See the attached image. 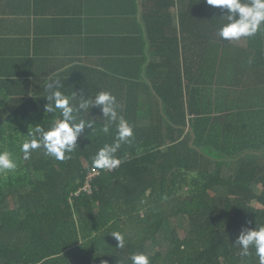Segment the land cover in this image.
Returning <instances> with one entry per match:
<instances>
[{"label": "trees", "instance_id": "1", "mask_svg": "<svg viewBox=\"0 0 264 264\" xmlns=\"http://www.w3.org/2000/svg\"><path fill=\"white\" fill-rule=\"evenodd\" d=\"M144 1L143 12L150 0ZM163 1L168 9L180 0H168V7ZM181 1L187 13L177 7L178 30L168 14L160 20L144 14L149 52L158 49L145 66L150 85L80 70L59 79L69 97L72 90L116 97L134 137L116 153L122 163L112 171L92 165L115 137V125L99 131L100 120L95 133L86 129L78 138L71 159L37 149L20 163L29 126L47 130L60 114L45 112L50 80L0 71V150L19 164L0 175V264H131L133 253L151 264H258L254 249L243 257L234 243L242 229L264 225V87L236 109L213 105L220 94L246 102L248 86L234 69L244 64L218 60L216 52L229 49L219 36L211 41L226 22L222 10L205 0ZM258 34L261 42L248 49L264 54V29ZM100 114L92 108L89 118ZM92 171L98 175L88 180ZM113 232L123 235V248Z\"/></svg>", "mask_w": 264, "mask_h": 264}, {"label": "crops", "instance_id": "2", "mask_svg": "<svg viewBox=\"0 0 264 264\" xmlns=\"http://www.w3.org/2000/svg\"><path fill=\"white\" fill-rule=\"evenodd\" d=\"M165 1L167 6L168 0L163 3ZM144 2L0 0V71L6 74L5 70L9 67L16 74L15 77L59 80L73 78L75 72L80 70L83 75H107L117 79L139 80L150 85L145 77V66L152 56L155 57L158 49L149 52L144 14L146 12L147 18L153 13V16H158V20L168 14L170 26L178 30L177 7L179 6L180 15H185L187 3L180 0L179 5L175 3L165 9L160 0H150L143 12ZM199 25L202 26L198 24L197 29H201ZM211 41L214 44L218 42V35ZM256 41H260L259 34L231 42L221 41L229 49L226 54L216 52L218 58L221 57L218 60L244 64L240 71L236 67L234 69L238 74H243L239 75L243 78L241 83L248 86L246 89L250 94L245 98L246 102L233 94H229L225 100L220 94L222 98L217 96L213 100L216 108L236 109L238 104L247 103L246 99L252 102L258 99L255 92L264 87L261 68L264 54L248 49V44L256 45ZM179 42L180 61L183 62L181 41ZM198 46L203 45L197 44ZM237 48L242 50L240 55L236 52ZM166 56L164 54V58ZM155 61L160 62V56ZM253 63L257 66H252Z\"/></svg>", "mask_w": 264, "mask_h": 264}, {"label": "clouds", "instance_id": "3", "mask_svg": "<svg viewBox=\"0 0 264 264\" xmlns=\"http://www.w3.org/2000/svg\"><path fill=\"white\" fill-rule=\"evenodd\" d=\"M208 5L222 10L225 23L218 29V36L224 41H236L241 38L254 37L264 29V0H205ZM63 87L59 80H50L45 88L48 95L45 96L48 103L45 112L55 113L59 111L60 118L53 122L52 126L45 130L42 125L29 126L26 139L20 145V163L29 161L32 152L41 149L46 157L58 161L71 159V153L77 148V140L86 129H90V135L96 132L97 120L101 121L100 132L108 134L110 127L115 125V137L112 143L104 144L93 157L94 170L112 171L122 163V158L116 153L123 144L131 143L134 137L132 125L119 114L120 105L116 97L108 91H100L94 97L85 96L83 92L77 95L72 90L71 97L65 95L60 88ZM77 101L73 103L72 101ZM98 107L100 115L95 119L89 118L90 110ZM87 114V119L84 118ZM19 164L13 153L8 150H0V175L15 172ZM112 236L118 241V247L125 246L124 237L119 232H113ZM234 246L242 251L241 256L251 255L250 249L255 250L258 264H264V225L255 228H244L235 240ZM131 264H151L149 257L144 253H133L130 256Z\"/></svg>", "mask_w": 264, "mask_h": 264}, {"label": "built area", "instance_id": "4", "mask_svg": "<svg viewBox=\"0 0 264 264\" xmlns=\"http://www.w3.org/2000/svg\"><path fill=\"white\" fill-rule=\"evenodd\" d=\"M96 175H98V172L97 171H92L89 174L88 180L91 179L92 177L96 176ZM88 189H89V185H88V183H86L84 190H88Z\"/></svg>", "mask_w": 264, "mask_h": 264}]
</instances>
